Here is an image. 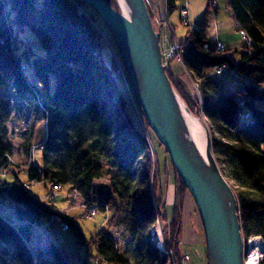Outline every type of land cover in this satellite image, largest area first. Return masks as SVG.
Returning <instances> with one entry per match:
<instances>
[{
  "label": "trees",
  "instance_id": "trees-1",
  "mask_svg": "<svg viewBox=\"0 0 264 264\" xmlns=\"http://www.w3.org/2000/svg\"><path fill=\"white\" fill-rule=\"evenodd\" d=\"M103 1L118 9L115 0ZM83 5L78 0H0V90L10 87L20 100L14 116L17 121L30 109L31 119L20 135L24 157L31 155L34 120L40 113L47 130L39 165H27L22 178L17 173L0 177V238L12 245L11 250L0 247V264H71L54 243L35 248V254L30 250L33 227L43 217H53L71 230L74 242L85 247L91 260L99 256L110 264H165L150 242V229L159 220L165 246L172 261L179 264L176 241L187 189L168 158L174 202L167 220L155 153L131 113L129 98L138 108L142 125L150 130L126 73L123 80L115 66L104 62L94 18L83 11ZM228 5L238 30L251 41L237 62L216 52L205 39L206 12L195 28L183 25L179 69H171L170 62L166 74L189 110L195 113L199 108L210 130L212 153L236 194L243 239L259 237L264 242V110L257 105L264 100V91L259 89L264 82V0H228ZM174 8L175 0H165L167 17ZM148 12L152 19L149 8ZM25 29L37 37L42 54L33 52L29 39H20L19 32ZM20 43L26 47L23 54L17 52ZM24 58L31 63L34 83L24 75ZM223 64L239 75L237 87L230 88L212 74L213 67ZM117 88L125 99V111L119 106ZM11 104L12 98L0 93V166L12 156L6 129ZM243 112H249L248 119L241 118ZM104 177L105 185H94V180ZM45 182L74 190L83 206L81 216L87 209L106 212L111 206L109 220L115 218L116 208H122L117 222L127 229L131 249L119 252L104 225L95 238L87 239L74 225V217L53 201L45 204L29 194L32 183ZM4 201L14 204L15 221L2 213ZM258 264H264V256Z\"/></svg>",
  "mask_w": 264,
  "mask_h": 264
},
{
  "label": "water",
  "instance_id": "water-1",
  "mask_svg": "<svg viewBox=\"0 0 264 264\" xmlns=\"http://www.w3.org/2000/svg\"><path fill=\"white\" fill-rule=\"evenodd\" d=\"M78 1L95 11L116 43L130 89L148 128L163 146L193 201L207 264H244L245 240L236 194L212 153L210 130L198 114L199 108L195 113L189 110L166 74L161 28L150 18L145 1L115 0L117 10L103 0ZM115 90L119 106L125 111V99L118 88ZM188 116L197 119L204 130L203 149L190 131ZM263 256L264 253L258 263Z\"/></svg>",
  "mask_w": 264,
  "mask_h": 264
},
{
  "label": "rangeland",
  "instance_id": "rangeland-1",
  "mask_svg": "<svg viewBox=\"0 0 264 264\" xmlns=\"http://www.w3.org/2000/svg\"><path fill=\"white\" fill-rule=\"evenodd\" d=\"M82 9L86 14H89L91 17L94 18L95 26L100 36V49H101V55H102L104 62L108 66H115L118 76L124 80L125 71L123 70L122 59H121V56L119 54V51L117 49L116 43L112 35L110 34L109 30L105 26L104 22L99 18V16L95 13V11L90 6L85 4L83 5ZM157 16L163 18L166 16V14L157 15ZM168 17L170 18L169 20L171 21L175 20V17H176L175 9L172 11L171 14H169ZM153 23L156 25L154 21ZM19 33H20V39H23V40L29 39L30 47L33 48V52L37 54H42V49L39 45L37 37L33 33H31L27 29L20 31ZM25 48H26L25 45L20 43L18 45L17 52L19 54H23ZM27 53L30 57L31 55L29 54L30 53L29 49H27ZM170 67L171 69L175 71L179 69V63L177 62V59H173L171 61ZM23 72H24L26 79L29 82L33 80L34 76H33V70L31 67V63L25 58H24ZM220 78L222 80H225L227 85L230 88H235V85L239 83L237 79H234L227 74L223 75ZM51 85L53 86V81ZM126 89L128 91L127 86H126ZM259 89L264 91V82L259 85ZM0 93L8 95L12 98V104H11L12 115H11L9 122L6 124V129L8 131L9 143L13 149V154L11 158L13 159L14 163L7 166L6 173L14 172V173H17L20 178H22V175H21L22 171L26 168L27 165L32 164V163L39 165L40 163V146L47 136L46 126H45L41 113L38 114L34 120L35 129H34V134L32 138V144L34 147L33 149L34 159H28L24 157L23 155H21L19 152L21 150L20 135L24 131L25 124L29 123L31 119L30 109L26 108L23 113L22 120L17 121L14 116L16 112V105L20 102V100L13 94L10 87L6 89H1ZM129 101H130L129 105H130L131 113H133L139 129L148 138L149 145L152 151L155 153L154 160L156 159V162L158 163L157 168L161 175L159 181L163 184V188L165 189V195L167 199L166 204H165V215H166V219L170 220L171 215H172V205L174 202V186H173V176H172L171 168L168 162V155L167 153H165L163 146L160 145L159 142L156 140L153 133L151 131L146 130L144 126L142 125L136 104L133 102V100H131V98H129ZM257 105L259 106V108L264 110V100L257 101ZM85 149L89 150V146H85ZM163 164L165 166H163ZM7 179H9V176H7ZM106 182H107V178L104 177L99 180H94V185L96 186L105 185ZM46 189H47V184L45 185V183L36 184V185L32 184L28 188V192L29 194L34 196L38 201L48 203L47 201L48 199L45 197ZM61 192H62L61 194L66 193V188H62ZM53 202L54 204H56V207H58L59 209L63 211L67 210L68 215L74 217V220H73L74 225L80 229L81 233L87 239L95 238L100 227L104 225L106 226L107 231L109 235L112 237L119 252H125L131 249V245H130L131 242H130V237L128 235L127 229L123 225L117 222L122 213V210H123L122 208H116L115 218L113 217L107 220V217H110L113 212L111 206L108 208V211L106 212L97 211L91 217H84V216H81L83 213V206L81 205V202L79 198L77 197V195L76 196L73 195L72 197L68 196L67 198L66 196L64 197L62 195L59 199H57L56 201L54 200ZM2 213L8 217H11L14 220L13 218L14 204L11 202L7 203L6 201H4ZM47 221L49 222V220ZM157 221L158 223L155 222L154 225L162 231V236L164 238L163 240L166 243L167 239H165L166 237H164V234H163V226L160 224L159 220ZM48 222H46L45 217H43L42 223L38 226L40 231L44 232V235L43 233L41 234L42 235L41 238H43L42 240L43 242L41 243V245H43L42 246L43 248H46L50 244L51 240H54L56 241L55 245L59 248L60 252L70 260L71 264H85V263L92 264L91 262L92 260L87 255V251L85 247L82 245H77L74 242V238L72 236L71 230L68 231L69 234H65L69 236V240L63 239L64 235L60 233L58 228L56 227L48 228L47 227ZM54 223H56V221H52L48 225H53ZM62 225L64 226L63 223ZM179 232L180 233L176 241V244L178 247H182V244L184 243L186 245H189L192 249L194 248V243H195L194 241L196 239H199L201 241L204 240L199 218H198L195 206L193 204V201L188 192L185 194L184 199L182 201V205H181V219H180ZM58 238L61 243H59V241L57 240ZM71 238L73 242L72 241L69 242ZM245 245L246 246H244V252L246 253L248 249L247 242L245 243ZM0 247L11 250L12 245L10 242H7L0 238ZM29 248L31 249V251L35 250V246L31 244L29 245ZM179 258L180 259L184 258V260L187 259L186 256L179 257ZM180 262L181 260L179 261V264ZM172 264H175V262L172 261Z\"/></svg>",
  "mask_w": 264,
  "mask_h": 264
},
{
  "label": "crops",
  "instance_id": "crops-1",
  "mask_svg": "<svg viewBox=\"0 0 264 264\" xmlns=\"http://www.w3.org/2000/svg\"><path fill=\"white\" fill-rule=\"evenodd\" d=\"M151 1V12L153 14H166L165 0ZM174 9L176 11L175 20L171 21L169 20V17H166L168 24L172 27V36L176 41H178L179 43L185 41L184 27L183 24L180 23L179 19V13L181 10L186 11L187 20L189 24H198L207 12L208 26L205 33V39L212 47L215 46L217 42H220L223 46L224 53L229 56L234 62H237L238 54L246 47V43L244 41L243 33L238 30L237 24L234 20L233 12L228 5V0H175ZM31 82L34 83V79ZM238 84H236L235 87H237ZM19 152L21 155H23L21 151ZM11 173L14 172H9V174ZM65 212L68 214L67 210ZM45 221L47 222L46 217ZM47 227L58 228L60 233L64 235L63 239L69 240V236L65 235L69 234V230L65 226H63L62 223L56 222L53 225L47 224ZM42 233L44 235V232L40 231L38 226L33 227V235L31 241L28 243V246L31 244L35 246L37 250L42 249ZM57 240L59 241V243H61L59 238ZM71 241L73 242L72 238L69 242ZM55 242L56 241L51 240L50 243L55 244ZM194 242V248L192 249L189 245H186L184 243L182 244V247H178L180 257L186 256L187 258L185 260L184 258L180 259V264H207L205 245L203 241L196 239ZM32 252L35 254L34 251Z\"/></svg>",
  "mask_w": 264,
  "mask_h": 264
},
{
  "label": "built area",
  "instance_id": "built-area-1",
  "mask_svg": "<svg viewBox=\"0 0 264 264\" xmlns=\"http://www.w3.org/2000/svg\"><path fill=\"white\" fill-rule=\"evenodd\" d=\"M144 1H145L147 8H149V10H151V8H152L151 1L150 0H144ZM151 14H152L153 21L157 25H159L161 28L160 47H161V52H162L163 63H165L167 65V63L171 62L173 59L179 60L178 54H179V50H180V43H178L173 38L172 31L170 29V25L168 24V21H167V17L165 16L162 18V17H159V16L153 14L152 12H151ZM179 19L183 25H189V26L194 27V28L196 27L195 24H189L188 23L187 14H186L185 10L180 11ZM243 37H244V41L246 43V48L250 47V45H251L250 39L244 33H243ZM203 48H207L206 43L203 44ZM213 49L216 52L224 53L223 46L220 42H217L215 44V46H213ZM212 74L217 78H220L223 75L227 74L234 79H239V75L236 73V71L227 64H223V65L213 67ZM237 105L241 108H243V106H244L242 101H238ZM248 117H249V112H243L241 114L242 119H248ZM33 149H34V147H32L31 155L28 159H33V156H34L33 155L34 154ZM12 163H14L13 159L8 156L6 158V161L0 166V177H4L6 175L7 166L11 165ZM32 184L36 185V183H32ZM46 184H47V189L45 191V197L49 201L57 200L62 195L64 197L66 196V198L68 196H70V197H72L73 195L76 196V192L74 190L70 191V192L66 191V193L61 194L62 193L61 192L62 187L60 185L55 184V183H51V182H45V185ZM94 214H95V209H93V208L87 209L86 213L84 214V217H91ZM52 221H55V219L53 217H51L49 219L48 224L51 223ZM156 222L158 223V221H156ZM250 238H253V237L247 238L245 240V243L248 242V240ZM163 239L164 238L162 236V231L158 227L153 225L150 229V242L159 251V257L164 259L165 264H172V258H171L172 253L170 250H167V248L165 247V242ZM245 243H244V245H245ZM262 253H264V251ZM245 255H246V253L244 252V257H245ZM170 260H171V262H170ZM243 261H244V259H243ZM91 262H92V264H110V263H107L104 259H102L99 256L93 258Z\"/></svg>",
  "mask_w": 264,
  "mask_h": 264
},
{
  "label": "bare ground",
  "instance_id": "bare-ground-1",
  "mask_svg": "<svg viewBox=\"0 0 264 264\" xmlns=\"http://www.w3.org/2000/svg\"><path fill=\"white\" fill-rule=\"evenodd\" d=\"M190 131L200 148L204 147V130L200 125V122L192 116H188L187 118ZM247 252L244 257V264H258V260L264 251L263 241L258 238H250L247 242Z\"/></svg>",
  "mask_w": 264,
  "mask_h": 264
}]
</instances>
